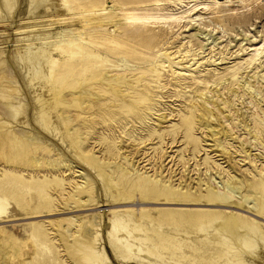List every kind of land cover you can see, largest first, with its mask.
<instances>
[{"label":"rangeland","instance_id":"obj_1","mask_svg":"<svg viewBox=\"0 0 264 264\" xmlns=\"http://www.w3.org/2000/svg\"><path fill=\"white\" fill-rule=\"evenodd\" d=\"M132 1L67 0L64 12L49 17L39 10L35 19L20 0L13 25L43 34L52 58L40 97L25 91L31 120L37 109L45 116L52 106L69 140L44 132V143L25 147L0 108V199L6 203L0 229L30 247L13 261L7 258L17 246L0 247V264H85L72 236L87 232V221L97 224L110 264H233L231 219L245 218L253 229L264 225V0ZM186 7L193 10L177 24L128 18ZM14 30L0 31L8 59ZM0 65V103L3 95L19 98L21 78ZM224 125L232 131L226 136ZM60 142L64 155L54 151ZM71 142L80 151L73 164L66 151ZM80 169L91 177L89 201L69 203L82 192ZM120 171L125 176L117 181ZM101 175L115 187H106ZM134 176L155 196L146 192L136 201L128 195ZM227 176L242 185L241 199L220 185ZM248 190L261 195L254 214L243 198ZM206 210L225 215L221 228L200 229L194 212ZM109 212L124 228L119 234Z\"/></svg>","mask_w":264,"mask_h":264},{"label":"bare ground","instance_id":"obj_2","mask_svg":"<svg viewBox=\"0 0 264 264\" xmlns=\"http://www.w3.org/2000/svg\"><path fill=\"white\" fill-rule=\"evenodd\" d=\"M66 1L67 0H27L28 16L38 19L36 17L38 16L39 10H43L45 11V13L51 14L49 15V17H52V14H60L66 9ZM147 1L148 0H133L130 4L133 5L137 3H144ZM180 3L183 4L182 1H180ZM96 4V1L92 2V5H94L95 7L97 6ZM19 5L20 0H0V31H5L7 28H9V26L15 27V30L13 31V34H15L14 40L12 42L13 44L10 46V49L7 50L9 53V59L7 58L8 54L5 53V49L0 48V64L4 66L2 68L3 70L9 68L8 70H11L12 72H14L15 75L17 74L21 78L20 84H22L21 86L23 92L20 93V96H18L19 98H9L7 95H3L1 97L2 103H0V108L4 115L8 118V120L13 122L15 126H17L16 132H18L20 140L23 141V146H25V142L29 144L28 141H34L41 145L42 143H44V132L52 136L51 138L49 137L50 139H55L57 136L58 138H60V135H62L61 139L63 141L65 139L69 140V134L67 133V131H65V129L63 130V120L60 116H57L55 114L54 108L52 106L49 107V112H45V116L44 109H37L35 115H33V121L31 120L29 101H32V99L28 98L25 91H27V94L33 97L36 101L40 97V94L38 97L36 96L37 92L41 90V88L49 85V75L52 69V58L50 55L51 48H49L47 44L43 41V34H40L38 31H33L32 33L26 34L24 33V31L26 30L25 28L20 25H13L12 20L15 17V14L17 13ZM180 8L181 6L177 8V10H179ZM191 10L193 9L186 7L181 12L178 11L174 13L166 11L167 13L163 14L162 16L151 12H134L133 14H128V18L136 22H142L145 20L152 19L155 21H170L173 24H177L183 19V15L189 13ZM122 11L124 12L125 9H123ZM171 11L176 10L171 9ZM22 34L24 35L21 36ZM7 63L9 67L6 65ZM248 103L253 104V102ZM208 113L209 117H213V114L209 108ZM200 125H203L204 128L207 129L211 137L216 135L215 128L211 127L208 123L201 122ZM222 131L223 136H226L228 131H231V129H229L227 125H224L222 126ZM76 138L77 142L80 143L81 134L77 132ZM61 142L58 143L61 149L59 148L58 150H54L55 152L59 151L57 152V154H61L62 152L60 151L64 150ZM78 146L79 145H75L73 142H71L69 143V149L66 150L67 153L71 155L68 161L71 164L75 163L74 157L80 152ZM53 162L55 163L56 160ZM37 163L38 161L34 157L33 160L30 162V167L32 168V166H36ZM54 165L55 164L52 165L51 162H47V167L53 168ZM114 169L117 168H113V170ZM116 176L118 177L117 181H122L125 175L121 174L120 171V173H117ZM79 177L81 179L80 186L82 187L81 195L76 196L74 194H71L69 196V203H72L71 200L86 202L89 201V194L85 191H88V189H90L91 187V177H86L84 170L80 171ZM101 178L103 184L106 187H109V185L113 188L115 187V182H112L107 177H103L102 175ZM220 185L226 188V191L229 192L231 195H234L236 199L238 197L239 199L242 198V185L235 176H227V178L224 179V184L220 183ZM248 185H250L249 182ZM208 186L214 189L213 179L209 180ZM262 191L264 197V189ZM126 192L128 193V195H132L133 197H135L136 201L140 199L141 194H143V196L146 195V192L149 196H155L154 190L148 184V182L139 179V177L137 176H134L133 179L127 181ZM208 197L217 198V196L213 193H210ZM243 198L246 199V201L248 202L250 206V211L253 212V214L256 213L255 209L259 207V200L261 199V195H258L256 192L248 190ZM5 205V201L0 199V214L3 212ZM194 213V220L198 223V226L202 230L211 229L212 227L221 228L223 226V222L221 221V219H226L225 215H223L220 211L215 210L195 211ZM261 213L264 214V206L261 208ZM113 215L114 213L112 212L108 213L109 220H113L114 225L118 228L112 226V230L115 234H119L124 228L117 224V220ZM82 223L83 221L79 222L78 225L82 226ZM87 223L90 227L87 232L85 231V229H82L83 231L81 235H75L76 231H74L73 236L72 234L70 235L74 237V240L76 241L79 250L84 253V263L110 264L108 262V258L104 251V248L100 243L101 239L97 224L93 221H87ZM228 227L230 248L235 250V261L233 262V264H264V225H261L260 229H253L252 224L245 218H242L241 220L231 219V223L228 225ZM1 232L3 234V237H0L2 239L0 247L4 246L9 250H13V248L15 249L14 246H17L14 255L12 256L13 252L9 254V257L7 258L9 261H13V257H17V259H20L21 257L25 256L26 252L30 250V247L28 248L26 243L21 244L18 238L11 237L9 234L6 233V230H1Z\"/></svg>","mask_w":264,"mask_h":264}]
</instances>
